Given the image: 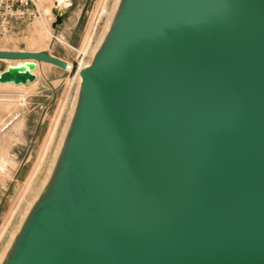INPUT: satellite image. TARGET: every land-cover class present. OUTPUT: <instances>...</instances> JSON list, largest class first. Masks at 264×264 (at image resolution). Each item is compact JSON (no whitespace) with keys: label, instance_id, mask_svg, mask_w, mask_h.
Returning <instances> with one entry per match:
<instances>
[{"label":"water","instance_id":"water-1","mask_svg":"<svg viewBox=\"0 0 264 264\" xmlns=\"http://www.w3.org/2000/svg\"><path fill=\"white\" fill-rule=\"evenodd\" d=\"M0 59L24 61L0 83L70 69L48 50ZM79 73L0 264H264V0H120Z\"/></svg>","mask_w":264,"mask_h":264},{"label":"rangeland","instance_id":"rangeland-1","mask_svg":"<svg viewBox=\"0 0 264 264\" xmlns=\"http://www.w3.org/2000/svg\"><path fill=\"white\" fill-rule=\"evenodd\" d=\"M40 2L41 14L36 19L15 22L11 32L0 35V50H48L73 68L40 64L35 70V81L40 83L35 91L28 89L30 82L24 84V91L13 86L0 88V105L18 103L26 123L22 141L10 149L16 163L0 167V261L49 176L75 108L80 86L76 72L91 63L107 29V12L114 10L117 0H73L68 17L57 27H53L55 0ZM10 65L16 61L0 59V72ZM13 125L11 121L0 135L1 148L5 146L2 137Z\"/></svg>","mask_w":264,"mask_h":264},{"label":"bare ground","instance_id":"bare-ground-1","mask_svg":"<svg viewBox=\"0 0 264 264\" xmlns=\"http://www.w3.org/2000/svg\"><path fill=\"white\" fill-rule=\"evenodd\" d=\"M41 0H37V5L39 7L40 5V2ZM119 1L120 0H117L116 4H115V8L113 11L111 12H107V14L109 15V21H108V24H107V29L106 31L108 30L109 28V25L114 17V14H115V10L116 8L118 7V4H119ZM63 2V0H55V7H56V4L59 3L61 4ZM54 7V8H55ZM40 8V7H39ZM50 19V18H49ZM51 20V19H50ZM105 31V33H106ZM104 36V35H103ZM100 45V43H99ZM97 50V49H96ZM95 50V51H96ZM94 51V52H95ZM5 60H10V59H5ZM16 61V64H22L24 61H21V60H14ZM40 64H51V63H40ZM38 64V65H40ZM53 65V64H52ZM70 65V69H66V70H72L73 68V65L71 63H69ZM38 67V66H37ZM37 69V68H36ZM35 69V70H36ZM82 68H79L78 71L76 72L77 73V76L79 78V81L81 82V76H80V73L79 71L81 70ZM37 71V70H36ZM36 71H34V73L36 74ZM31 84L29 85L30 87H28V89L30 91H35L38 87H39V80L35 81L34 83L33 82H30ZM3 86H13V87H16L18 90H23L24 91V84H21V85H16L14 83H0V88H2ZM27 86V85H26ZM27 90V89H25ZM21 91V93L23 92ZM24 94V93H23ZM23 94H21L22 96H24ZM26 94V93H25ZM13 101V100H12ZM19 104L18 103H14V102H5L3 104L0 105V135L3 134V132L7 129L6 127H8L9 123L12 121L13 122V128L12 130H8V132L10 131V133H8V135H4V137H2L5 142V146H2L3 148L0 147L1 152H0V167L1 168H5L7 165H10V164H15V159L13 157V155H11V150L10 149H13L14 146H15V143L17 144V142L19 143V141H22V137H23V134H24V130H25V126H26V123H25V120L24 118L22 119L21 115H20V111H19ZM5 114H7L5 116ZM68 126V125H67ZM6 134V133H5ZM11 136V137H10ZM13 136V137H12ZM63 138H64V135H63ZM2 141V140H1ZM0 141V142H1ZM63 141V140H62ZM1 146V145H0ZM16 166V165H15ZM35 174V173H34ZM32 175V174H31ZM30 175V177H32ZM34 177V176H33ZM32 177V178H33ZM48 178V177H47ZM10 211H12L10 209ZM9 211V213H10ZM8 213V215H9ZM11 219V218H10ZM9 219V220H10ZM5 230V229H4ZM1 234V233H0ZM3 234V233H2ZM1 234V235H2ZM0 235V236H1ZM3 257V256H2Z\"/></svg>","mask_w":264,"mask_h":264},{"label":"built area","instance_id":"built-area-1","mask_svg":"<svg viewBox=\"0 0 264 264\" xmlns=\"http://www.w3.org/2000/svg\"><path fill=\"white\" fill-rule=\"evenodd\" d=\"M37 0H0V35H6L15 22H30L41 14Z\"/></svg>","mask_w":264,"mask_h":264}]
</instances>
